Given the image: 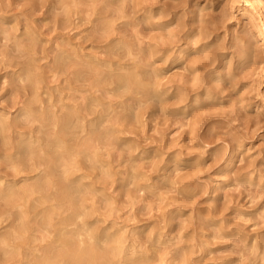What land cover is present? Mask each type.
<instances>
[{"label": "clouds", "instance_id": "obj_1", "mask_svg": "<svg viewBox=\"0 0 264 264\" xmlns=\"http://www.w3.org/2000/svg\"><path fill=\"white\" fill-rule=\"evenodd\" d=\"M0 264H264V0H0Z\"/></svg>", "mask_w": 264, "mask_h": 264}]
</instances>
